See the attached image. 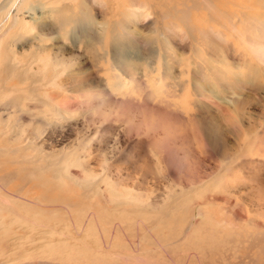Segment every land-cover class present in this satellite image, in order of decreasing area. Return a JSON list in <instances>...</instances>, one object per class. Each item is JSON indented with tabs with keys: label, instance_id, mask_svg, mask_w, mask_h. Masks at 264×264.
Returning <instances> with one entry per match:
<instances>
[{
	"label": "rangeland",
	"instance_id": "1",
	"mask_svg": "<svg viewBox=\"0 0 264 264\" xmlns=\"http://www.w3.org/2000/svg\"><path fill=\"white\" fill-rule=\"evenodd\" d=\"M7 2L0 264H264V0Z\"/></svg>",
	"mask_w": 264,
	"mask_h": 264
},
{
	"label": "bare ground",
	"instance_id": "2",
	"mask_svg": "<svg viewBox=\"0 0 264 264\" xmlns=\"http://www.w3.org/2000/svg\"><path fill=\"white\" fill-rule=\"evenodd\" d=\"M12 1V3L10 4V5H12L13 4V6H15L14 8H16V10H17V13H14V20H13V24H12V27H14V28H19L20 26H22V25H24L25 23V19H24V16H22L21 15V12H23V10L24 9H27V8H32V4H31V2L33 1V0H8V2L6 3V4H9L10 2ZM4 5V4H3ZM34 5V4H33ZM12 6V7H13ZM36 6V5H35ZM45 7V5L43 6V8ZM1 8H3V7H1ZM6 10V9H5ZM10 14V13H9ZM8 14V15H9ZM12 14V13H11ZM4 15V14H3ZM72 15V14H71ZM70 16V15H69ZM73 16V15H72ZM71 16V17H72ZM75 16V15H74ZM71 17L69 18V20L71 19ZM133 17L135 18V19H137L138 17H142L141 16V14H139V15H136V14H133ZM73 19V18H72ZM68 19L66 20V22L67 21H69ZM93 20V19H92ZM84 21V19H77V20H74V25L75 26H81V28L83 27V24L81 23V22H83ZM90 22V21H89ZM88 24V23H87ZM93 24V23H92ZM91 24V25H92ZM96 24V23H95ZM7 25V24H6ZM8 26V25H7ZM88 26V25H87ZM90 26V25H89ZM5 27V26H4ZM73 27V26H72ZM92 30V29H91ZM105 30H106V28H105ZM104 30V31H105ZM111 30V29H110ZM110 30H106L105 32H103V36H102V38H99V39H101L100 41H98L100 44H101V51L100 50H98L99 51V56H100V59H103V60H106V61H108L109 63H110V67L111 68H116V67H120V65L121 66H124V68H127V67H131V70L132 69H134V70H136V67H134L133 66V63L131 62V60H130V58H129V52H128V50H125V48L122 46V42L121 43H119V42H117V44H113V41H112V44L114 45V47H115V49L113 50V52H112V50H110V48H109V41H108V39L111 37H114V41L117 39V40H119V39H121V36H122V39L126 36V34H125V36H124V34H122L121 33V31H120V29H119V32L117 33V34H114L115 32H114V30H111V31H113V32H111ZM117 30V29H116ZM75 31H77V27H76V30ZM110 31V32H109ZM125 30H123V32H124ZM99 32H100V30H99ZM109 33H112V34H114V36L113 35H110ZM125 33V32H124ZM129 35V34H128ZM220 36V38L219 39H224V36H222L221 34L219 35ZM72 37V36H71ZM166 37V36H165ZM250 37H253V39L255 40V36L253 35V36H250ZM250 37H249V39H250ZM87 37H86V34L85 35H79V36H76L75 37V39H77V40H81L80 41V43H82L83 42V40H85ZM88 38H89V35H88ZM96 39V38H95ZM98 39V40H99ZM113 39V38H112ZM111 40V39H110ZM91 41V40H90ZM120 41V40H119ZM84 44V43H83ZM111 44V45H112ZM121 44V45H120ZM110 45V46H111ZM88 47V46H87ZM98 47V46H97ZM111 47H113V46H111ZM91 48V47H90ZM95 55V54H94ZM158 56V55H157ZM124 60V61H123ZM159 60V59H158ZM62 63V61L60 62V64ZM63 63L66 65L67 64V61L64 59V61H63ZM69 63H70V61L68 62V64L67 65H69ZM74 63V62H73ZM156 63V62H155ZM70 64H72V62L70 63ZM106 64H108V63H106ZM131 80V79H130ZM132 81V80H131ZM130 81V82H131ZM123 85H121L120 84V82H117V84L116 85H114V86H112V94H113V92H117V91H119V89L122 87ZM113 107V106H112ZM115 107V106H114ZM203 133H205V131H202ZM202 140H203V137L201 138ZM160 152H163V154L164 155H166V157H168L167 156V153H169V149H168V147L167 146H164L163 147V150L161 151L160 150ZM171 153V152H170ZM174 156V155H173ZM175 157V156H174ZM166 159H168V158H166ZM160 162H162L163 163V165H164V167L166 168V165H165V159H163V157H160Z\"/></svg>",
	"mask_w": 264,
	"mask_h": 264
}]
</instances>
